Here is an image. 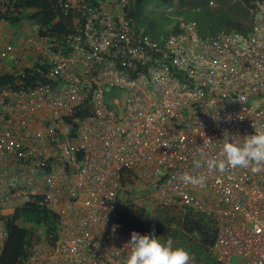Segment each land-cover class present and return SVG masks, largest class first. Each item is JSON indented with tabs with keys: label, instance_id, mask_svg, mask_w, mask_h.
Instances as JSON below:
<instances>
[{
	"label": "built area",
	"instance_id": "1",
	"mask_svg": "<svg viewBox=\"0 0 264 264\" xmlns=\"http://www.w3.org/2000/svg\"><path fill=\"white\" fill-rule=\"evenodd\" d=\"M49 1L66 30L0 0V264L9 219L32 203L55 228L38 231L23 264H122L128 180L213 217L222 264H264V170L196 166L219 156L225 131H264V0L245 34L178 17L153 36L133 0Z\"/></svg>",
	"mask_w": 264,
	"mask_h": 264
},
{
	"label": "trees",
	"instance_id": "2",
	"mask_svg": "<svg viewBox=\"0 0 264 264\" xmlns=\"http://www.w3.org/2000/svg\"><path fill=\"white\" fill-rule=\"evenodd\" d=\"M19 1L21 6L35 10V17L37 14L43 31L47 30L48 25H50L48 29L51 31L59 32L67 29V22L62 17V12L49 0ZM133 1L132 17L139 26L142 4L145 0ZM152 1L170 5L174 0ZM234 1L245 6V11L236 12L232 8H219L210 12L209 3L218 2L223 5L228 0H187L193 7L201 8V13L184 11L185 14L184 12L182 14L204 15L207 16L210 23L218 24L216 30L212 25L206 29L200 20L197 23L191 18L203 33L225 30L245 34L250 26V8L253 6L254 0ZM246 7H249L248 11ZM193 9L191 8V10ZM30 16L34 17V15ZM240 16H243L244 21L240 19ZM15 18L17 19V17ZM152 26L153 32H155L157 25L154 21ZM9 80V76L0 75V87ZM128 184L130 186L122 194L117 209V222L123 229L142 235L154 230L156 235L171 238L176 244L188 249L192 260L200 264H222L218 261L213 250L217 234V225L213 217L191 208L159 205L147 195L144 188L134 187L135 183L131 180H128ZM55 221V214L48 212L36 203L17 209L7 225L9 237L1 256L3 263L23 264L29 255L32 244L41 238L38 231L41 229L52 231L55 228Z\"/></svg>",
	"mask_w": 264,
	"mask_h": 264
},
{
	"label": "clouds",
	"instance_id": "3",
	"mask_svg": "<svg viewBox=\"0 0 264 264\" xmlns=\"http://www.w3.org/2000/svg\"><path fill=\"white\" fill-rule=\"evenodd\" d=\"M216 142L219 146V156L214 159H202L197 162V167L203 162L210 170L221 172L228 166L250 167L253 172L264 170V131L255 130L254 134L246 135L240 140H235L225 131L223 138ZM205 156L206 153L202 150L201 157ZM202 181L203 178L194 182ZM126 245L128 251L122 264H192L188 249L176 244L171 238L156 235L154 230L143 235L132 232Z\"/></svg>",
	"mask_w": 264,
	"mask_h": 264
},
{
	"label": "rangeland",
	"instance_id": "4",
	"mask_svg": "<svg viewBox=\"0 0 264 264\" xmlns=\"http://www.w3.org/2000/svg\"><path fill=\"white\" fill-rule=\"evenodd\" d=\"M210 12H214L215 10L222 8H232L234 11H245V6L241 3L238 4L234 0H228L227 3L221 5L218 2L209 3ZM191 8H194L191 10ZM167 9H170L167 11ZM246 10H249V7H246ZM186 11H192L193 13H201V8L193 7L191 3L187 2V0H174L172 4L165 5L152 0H145L142 4L141 16L139 21V26L145 29L146 34L149 36L155 35L153 32L152 22L157 25L155 31L160 32L169 31L171 27L178 23L177 18H183L185 20H191L193 18L197 23L200 20L204 26V28H210L209 25H212L214 30H216V26L218 24L216 22L210 23L207 19V16L204 15H184ZM184 12V14H182ZM240 19L244 21L243 16H240ZM234 261H237L236 259Z\"/></svg>",
	"mask_w": 264,
	"mask_h": 264
},
{
	"label": "crops",
	"instance_id": "5",
	"mask_svg": "<svg viewBox=\"0 0 264 264\" xmlns=\"http://www.w3.org/2000/svg\"><path fill=\"white\" fill-rule=\"evenodd\" d=\"M35 13H36V12L34 11V14H33V15H34V18H36V19L39 21V19H38V17H37V14H36V17H35ZM27 14H28V13H27Z\"/></svg>",
	"mask_w": 264,
	"mask_h": 264
}]
</instances>
